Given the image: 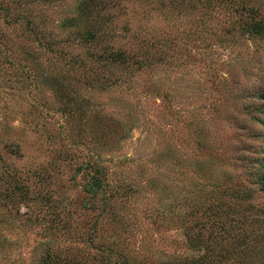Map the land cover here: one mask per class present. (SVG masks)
<instances>
[{"label": "rangeland", "instance_id": "1", "mask_svg": "<svg viewBox=\"0 0 264 264\" xmlns=\"http://www.w3.org/2000/svg\"><path fill=\"white\" fill-rule=\"evenodd\" d=\"M79 1L0 0V264H38L47 244L61 257L82 258L94 252L85 233L98 215L105 234L122 231L120 247L141 264L189 259L199 253L183 235L193 222H176L196 204L187 195L208 197L216 186L232 194L244 186L251 203L264 206L255 181L264 162V101L258 98L264 94V34L243 35L235 9L216 3L208 11L163 14L154 10L159 0H116L100 10L108 20L102 34L81 43L76 31L99 22L95 13H81ZM237 1L252 9L244 19L264 22V0ZM74 17L76 26L64 24ZM27 22L50 42L36 40ZM141 38L156 43L157 63L116 87L92 89L73 72L65 74L67 57L90 64L91 54L107 47L132 52ZM63 76L89 112L114 116L131 130L114 144L96 141L92 123L82 126L87 123L63 110L57 88L46 82ZM88 162L98 166L107 192L133 188L112 201L113 212L79 203L95 173ZM78 164L84 168L77 172ZM6 169L18 170L29 199L40 192L77 202L72 240L47 232L41 203L26 207L3 198ZM33 169L46 178L43 186L34 183ZM257 248L264 252V244ZM252 254L248 264L264 260Z\"/></svg>", "mask_w": 264, "mask_h": 264}, {"label": "trees", "instance_id": "2", "mask_svg": "<svg viewBox=\"0 0 264 264\" xmlns=\"http://www.w3.org/2000/svg\"><path fill=\"white\" fill-rule=\"evenodd\" d=\"M116 0H80L78 2V9L81 13L88 14L95 13L97 16V22L99 25L96 27L89 26V28L81 31V34L77 33L78 39L81 43H89L97 38L98 33L102 34V28L107 25L106 15H99L100 10H104L109 4L114 3ZM132 1V0H121ZM159 0L158 7L154 10L167 14V11L178 13L187 12L190 8H204L206 11L213 7L212 4L216 3L219 7H225L227 9H235L234 12L240 15L238 23L240 25L242 34L259 36L264 34V22L261 17L258 20H251L249 18L244 19V12L250 16L252 9L244 2L237 0ZM146 3H150L149 0H145ZM157 3V2H156ZM239 4V5H238ZM164 10H162V9ZM94 9V11H91ZM161 10V11H160ZM258 14L257 12L255 13ZM258 16V15H257ZM93 20V18H92ZM65 25L74 27L76 26V18L68 19L64 22ZM29 32L33 34L34 38L41 42L46 41L44 35L40 31L35 30L31 23L27 22ZM97 30V31H96ZM99 31V32H98ZM97 32V33H96ZM43 38V39H40ZM140 44L136 49L127 50L105 48L101 53L92 55L94 61L89 64L84 61L80 56H70L64 61L66 67L65 74L73 72L74 78L77 77L76 82H82L87 87L96 90H109L110 88L118 86V82H122L125 78L133 76V73H138L143 70H147L154 67L157 63L156 55L151 48L154 49L157 45L154 42H150L145 38L139 40ZM52 44V43H51ZM61 53L63 51L61 50ZM47 84L57 88V96L61 99L63 110L69 111L73 118L79 122H85V127L89 126V134L93 135L96 141L106 144H114L119 141L124 135L131 130L127 127L128 124L122 128V121L114 116H99L100 112H89L85 105L79 104L81 101L78 99V94L75 91L76 88L70 82L66 81V78L55 77L48 78ZM146 95L153 94L150 89H147ZM154 95V94H153ZM260 100L264 101V94L258 96ZM87 103V102H86ZM101 117L102 119H100ZM80 143V142H79ZM13 151V150H12ZM13 152L19 153V147L16 146ZM68 154V150H66ZM58 157V155H57ZM91 163L88 162L87 165ZM86 165V166H87ZM262 170L259 173H255V181L258 189L264 192V162L261 163ZM54 166V165H53ZM84 168V165H76V171H80ZM34 175H41V170L33 169ZM90 170L95 173L92 174L90 180L83 186L82 191L84 197L80 199L82 204L96 206L100 203L103 207L99 213L106 212L107 210L113 212L112 201H115L117 197L124 195L128 196V192L132 187H127L122 191H110L109 185L106 184V179L96 173L99 171L98 166L90 165ZM6 184L3 198L9 200L12 205L14 203L23 204L29 207V202L41 203L43 209V216L41 221L44 220L48 223V233H51L54 237L55 233L60 232L65 235L67 239L72 240V225H74L73 210L77 205V202L62 203L55 196L42 195L40 192L36 193V197L32 199L28 198L29 190L24 185L23 181L18 179V170H5ZM17 173V174H16ZM37 176V181L34 182L37 185L43 186L46 178ZM122 188V187H121ZM133 189V188H132ZM215 191L212 195L215 196H192L187 195V200H193L190 205L191 212L183 217V213L179 214V218L176 222L180 221L179 225L184 226L188 220L191 219L193 224L184 227L183 235L187 239V243L190 248L199 252L197 255L190 257L189 259L168 261L164 264H248L250 258L253 256V252H256V257L264 252H259L258 246L264 244V206L256 207L251 203L253 194L249 190L242 186L240 189H232V194L226 193L225 190L219 186L212 189ZM210 191V194L213 191ZM128 193V194H127ZM209 194V193H208ZM202 198V199H201ZM31 200V201H30ZM46 204V205H45ZM65 204V205H64ZM101 207V208H102ZM72 208V209H71ZM68 215H66L67 213ZM65 215V216H64ZM99 216V215H98ZM98 216L93 223L87 228L85 233L86 246L94 252H86L81 255L82 258L73 256L61 257L58 253H55L53 249H50L49 245H46V250L38 264H141L139 261L133 259L127 252L124 253L120 247L122 238V231L116 230L114 233H106L104 231V223L99 221ZM182 217V219H180ZM175 222V223H176ZM189 222V221H188ZM178 224V223H176ZM84 235V233H83ZM49 243V242H48ZM43 244L41 243L40 248ZM51 246V245H50ZM262 258V257H261ZM15 264V263H14ZM254 264H264V260L258 261Z\"/></svg>", "mask_w": 264, "mask_h": 264}]
</instances>
